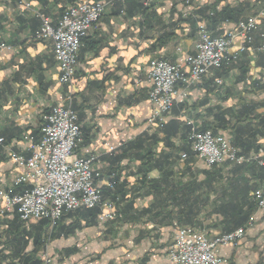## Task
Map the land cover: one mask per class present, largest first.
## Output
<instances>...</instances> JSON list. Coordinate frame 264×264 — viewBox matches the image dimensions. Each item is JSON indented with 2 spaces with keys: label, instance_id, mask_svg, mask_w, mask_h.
Wrapping results in <instances>:
<instances>
[{
  "label": "crops",
  "instance_id": "obj_1",
  "mask_svg": "<svg viewBox=\"0 0 264 264\" xmlns=\"http://www.w3.org/2000/svg\"><path fill=\"white\" fill-rule=\"evenodd\" d=\"M28 1L55 24L68 4L80 0ZM101 1L105 2L104 13L90 28L79 49L75 74L68 84H60L52 40L34 38L41 23L39 17L23 9L18 0H0V43L11 47L0 50V137L3 138L0 142V205L2 192L22 190L21 186L9 187L13 177L23 171L9 159V152L27 156L29 142L24 135L30 134L38 141L44 116L51 107L70 105L76 110L82 130L77 153L98 154L95 167L102 176L98 181L102 192L107 190L104 181L110 171L116 170L123 176L125 182L118 180L116 188L123 189L124 198L120 197L117 206L120 215L116 218L104 223L97 218L96 222L71 231L69 227L66 235L51 240L46 249L54 263L172 264L168 251L176 227L174 222L172 224L174 218L166 215L172 205L146 211L153 200L149 186L133 185L142 160L120 153L129 142L159 132L149 123L152 111L148 99L150 61L162 57L171 63H180L186 54L193 53L195 33L189 21L183 19L199 20L211 9L220 19L223 13L232 10L231 20L220 19L207 27L213 35H223L227 30L236 32L240 19L264 10V0H190L189 7L180 0H155L145 11H140L138 6L142 0ZM252 37L248 49L237 61L224 63L223 69L191 85L187 100L174 103L164 122H178L179 129L170 134L176 146L183 143L192 126L198 131L223 134L231 140L236 114L242 105H248L244 114L249 118L244 122L250 123L244 127L242 138L249 150L237 154L243 158L241 164L262 168L247 167L238 173V178L252 185L253 196L264 180V166L252 158V154L264 148V122L253 119L255 114L264 115V53L258 50L264 42V16ZM241 41L240 36L236 37L232 49ZM177 47L181 51L177 52ZM221 121H229L226 129L216 125ZM188 142L185 140V145L190 148ZM256 146L260 148L254 150ZM109 147L114 150L109 152ZM151 148L155 155L159 151L170 153L161 142L152 144ZM184 152H177L174 176L186 181L192 173L193 182L202 181L201 170L210 167L192 152H185L187 158L182 159ZM187 165L190 168H186ZM145 173L149 179L161 175L157 167ZM146 189L148 192L142 195ZM198 192L195 186L194 194ZM133 195L138 196L127 206ZM15 213L8 212L1 219H12ZM70 218H64L62 223L74 224ZM196 218L199 220L196 228L209 237L226 233L220 218L212 215L205 218L204 209ZM245 224L244 237L236 245L222 246L219 255L227 259V264H264V208L256 206ZM4 227L0 225V231ZM28 249L26 245L24 251ZM0 250L4 256L0 264H8L10 249L1 236Z\"/></svg>",
  "mask_w": 264,
  "mask_h": 264
},
{
  "label": "built area",
  "instance_id": "obj_2",
  "mask_svg": "<svg viewBox=\"0 0 264 264\" xmlns=\"http://www.w3.org/2000/svg\"><path fill=\"white\" fill-rule=\"evenodd\" d=\"M125 2L126 0H115ZM155 0H142L148 7ZM189 7V0H180ZM23 9L40 19V27L35 32L36 39H50L59 67L60 84H68L76 71L79 49L90 28L100 19L105 10L101 0H80L68 4L58 21L54 24L49 17L33 8L28 0H18ZM188 9L186 14H188ZM264 10L256 15L240 19L237 31L227 30L223 35H213L205 21L196 26V40L193 53H188L180 63H171L163 58L150 61L148 79L151 87L148 99L152 105L149 123L157 128L165 121L174 103L187 100L189 87L208 77L224 63L237 61L242 52L248 49L252 33L258 29ZM240 36L242 41L233 47V40ZM2 48H11L0 43ZM264 53V42L258 47ZM181 51L177 47V52ZM220 82V80H218ZM41 137L34 141L30 134L26 156L10 151L9 159L23 171L15 175L10 188L21 186L17 193L2 192L0 216L16 212L22 221L50 219L53 224L64 212L99 207L98 221L104 223L118 216V210L111 200L103 199L101 173L95 164L98 154L79 155L77 150L82 141V130L77 122V113L70 105L57 104L44 116ZM191 152L202 159L207 167L230 160L240 163L230 139L223 134L211 131H198L192 126L188 136ZM3 138L0 137V142ZM109 147L108 151H113ZM186 159L187 154L181 153ZM252 158L264 166V148L252 154ZM115 174H111L113 177ZM119 181L124 177L119 176ZM105 185L112 188L115 181L106 180ZM257 206L264 208V180L254 191ZM172 244L168 258L172 264H227V259L219 255V249L228 244L236 245L245 234L243 226L235 230L209 237L206 232L192 226H179L175 223ZM39 264H55L53 257L45 250L39 253Z\"/></svg>",
  "mask_w": 264,
  "mask_h": 264
},
{
  "label": "trees",
  "instance_id": "obj_3",
  "mask_svg": "<svg viewBox=\"0 0 264 264\" xmlns=\"http://www.w3.org/2000/svg\"><path fill=\"white\" fill-rule=\"evenodd\" d=\"M138 6L140 11H145L147 8L142 2H140ZM232 16V10H228V12L223 13V16L220 19L231 20ZM217 17L218 15L216 11L211 9L205 17H202L199 20H193L192 18H185L183 20L189 21L195 33L198 22L205 21L206 24H214L220 20ZM223 65L220 69L224 68ZM248 108V105H242L239 108V113L236 114L237 120L231 126L235 129L233 132L234 136L230 141L231 145L237 150L236 154L238 152L243 153L249 150L248 145H245V139L242 138V134L245 131L244 127L250 123L244 122L249 118L248 115L244 114ZM256 118L258 123L264 122V115H253V119ZM216 125L226 129L229 125V121H221ZM176 129H179L177 121L171 120L169 122H162L156 128V131H159V134L155 133L145 138H137L136 140L129 142L126 147L121 148V155H128L142 160L139 167L140 171L136 172L138 176L135 178L133 185L137 188L149 186V191L152 193L153 200L151 204L145 208L146 211H150L154 207H169L172 205L170 206L171 209L168 210V213L166 214L168 215V218H174L172 224L174 222L177 225L179 224V226H192L196 228L199 223L196 216L200 213L201 209H204L205 218H209L211 215L220 218L219 221L222 224L223 232L228 233L237 227H245L247 219L257 206V201L254 198V195L252 196L250 192V190L253 189L252 185L240 180V178H238V173H241L247 167L257 168L259 166L254 164L252 166H246L245 164L227 160L222 164L202 169V181L193 182L195 178H193L192 173V176L190 175L186 181H181L180 178L174 176V166L177 155L179 157V151L184 150L188 154L191 153L190 148H187V145H185V140L187 142L189 140L188 136L190 132L187 137L182 139L183 143L176 146L170 140V134ZM158 142L163 143V145L169 149L170 153L159 151L157 155H155V152L151 147L152 144ZM259 148L260 147L256 146L254 150H258ZM1 151L2 149L0 148V153ZM152 167L160 169L161 175L159 178L149 179L147 177L145 171ZM187 167L190 168L189 165H187L186 168ZM259 168L261 169L262 167ZM111 174L115 175L111 177ZM119 176L120 175H118L116 170L110 171L105 180H114L115 183L113 187L110 188L106 185L107 190H103V192L102 188L100 189L101 194L103 193L105 197L104 198L102 195V198L111 200L115 204L118 210V215H120V210L117 207L118 202L120 201V197L121 199L124 198L123 189L116 188ZM101 177L102 176L100 175L99 180H101ZM121 182H125V179ZM195 186H198V194H194ZM132 187L133 186L130 188ZM147 192L148 189H146L142 195ZM137 196L138 195L131 196L130 200L127 202V206L134 203ZM99 212L100 208L97 206L90 209L79 208L67 211L64 212L53 224H51L50 219L47 217L36 223L26 224L15 212L12 219H1L3 217L0 216V225L5 226L1 229L0 236L4 237V242L10 249L9 256L11 260L8 264H39V252L45 250L51 240L60 235H66L73 228H81L83 225H90L93 222H96ZM66 217L73 218L74 221H72L74 224L62 223ZM69 227L70 230L68 231ZM26 245H28V251H24ZM35 254L37 255V258ZM3 257L2 250H0V261Z\"/></svg>",
  "mask_w": 264,
  "mask_h": 264
},
{
  "label": "rangeland",
  "instance_id": "obj_4",
  "mask_svg": "<svg viewBox=\"0 0 264 264\" xmlns=\"http://www.w3.org/2000/svg\"><path fill=\"white\" fill-rule=\"evenodd\" d=\"M195 39H194V42H195V40H196V29H195V37H194ZM158 58H162V57H158ZM211 76V75H210ZM25 222V221H24ZM26 224H29V221H26L25 222ZM244 229H245V227H244ZM46 251H47V249H45ZM45 250H42V251H45ZM42 251H40V252H42ZM39 252V253H40Z\"/></svg>",
  "mask_w": 264,
  "mask_h": 264
}]
</instances>
